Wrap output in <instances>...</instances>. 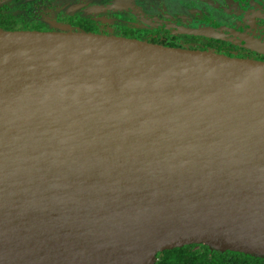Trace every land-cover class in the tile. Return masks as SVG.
Returning <instances> with one entry per match:
<instances>
[{"label":"water","instance_id":"obj_1","mask_svg":"<svg viewBox=\"0 0 264 264\" xmlns=\"http://www.w3.org/2000/svg\"><path fill=\"white\" fill-rule=\"evenodd\" d=\"M188 244L264 256V61L0 30V264H153Z\"/></svg>","mask_w":264,"mask_h":264},{"label":"trees","instance_id":"obj_2","mask_svg":"<svg viewBox=\"0 0 264 264\" xmlns=\"http://www.w3.org/2000/svg\"><path fill=\"white\" fill-rule=\"evenodd\" d=\"M32 23V24H31ZM32 26V27H29ZM73 30L100 35L134 39L165 47L211 52L227 57H239L222 50L214 40L186 45L180 39L167 34L149 31L137 32L126 24L108 19L102 25H95L84 17L58 15L54 6L46 0H0V30ZM191 39V37H190ZM153 264H264V256L244 252L210 250L204 244H188L157 253Z\"/></svg>","mask_w":264,"mask_h":264},{"label":"flooded vegetation","instance_id":"obj_3","mask_svg":"<svg viewBox=\"0 0 264 264\" xmlns=\"http://www.w3.org/2000/svg\"><path fill=\"white\" fill-rule=\"evenodd\" d=\"M46 1H49L54 6L58 15L77 16V18L84 17L85 20H90L95 25L99 26L102 25L103 22H108V19L112 20V18H108L107 14L104 13L106 11L104 6L108 3H114V1L116 3H121L120 0H103L98 3H90L88 0ZM122 2L128 1L123 0ZM183 2L186 4L185 1ZM191 3L195 5H200V3H202L203 6H211V8L216 9L218 12L224 11L225 13L221 12V15L228 17L229 22L225 24L226 20L219 21L205 14L198 15L196 12L195 16H193L192 20H190L191 23L185 26L179 22L171 20L170 17L172 14L165 12L162 8V4L156 5L155 8L157 10H154L153 12L142 13L141 10L139 11V9H137V7H135L132 3V8L122 9L120 11L121 13H119V17L116 18L122 20L121 22L123 24L125 23L128 28L136 30L137 32L149 31L154 34L160 32V34H167L168 37H172L174 39L179 38L180 41L186 45L195 44L193 41L194 39L199 40L198 43L200 44L204 43L202 40H214L219 45V48H222V50L227 52L237 54L241 58L264 61V54L247 47L245 41L238 35L245 34L264 42V0H210V2L195 0L194 3ZM235 4H238L237 8L248 12V14L245 15V18L240 21L241 23H238L240 27H237L238 24L235 26L232 25L235 13L230 11L232 13L231 15L230 12H227L230 8L234 9ZM145 17L147 19H145ZM198 27H211L215 31L222 34V37L217 38L195 35L185 31V29Z\"/></svg>","mask_w":264,"mask_h":264},{"label":"rangeland","instance_id":"obj_4","mask_svg":"<svg viewBox=\"0 0 264 264\" xmlns=\"http://www.w3.org/2000/svg\"><path fill=\"white\" fill-rule=\"evenodd\" d=\"M88 1L90 3H98V2H102L103 0H88ZM120 1H121V3H116L114 1V3L113 2L108 3L106 6H104L106 9V11L104 13L107 14L108 18H112V19L115 18L113 20H115L117 22L122 21V20L116 18V17H119V13H121L120 11L122 9L132 8L131 7L132 3H133V5H135V7H137V9H139V11L141 10L142 13L153 12L154 10H157L155 8L156 5L162 4V8L164 9V11L172 14L170 17L171 20L179 22L180 24L185 25V26H187L188 24L191 23L190 20H192V17L195 16L196 12L198 15H204L205 14V15L211 16L212 18L219 20V21L226 20L225 24H227L229 22L228 17H224L221 15V12H224V11L218 12L216 9L211 8V6H208V7L203 6L202 3H200V5L192 4L191 2L194 3L195 0H124V1H128V2H122L123 0H120ZM157 1H161V2H157ZM183 1H185L186 4ZM206 1L210 2V0H202V2H206ZM237 7H238V4H235L234 9L230 8L229 11L227 10V12L231 11V12L235 13L234 18L232 17L233 18V20H232L233 26H235L238 23H241L240 21L243 18H245V15L248 14V12L243 11ZM158 12H161V11H158ZM231 15H232V13H231ZM141 16L144 17L143 15H141ZM145 19H147V18L145 17ZM127 23H129V22H127ZM146 23H147V21H146ZM29 27H32V26H29ZM237 27H240V25L238 24ZM55 31H59V29H55Z\"/></svg>","mask_w":264,"mask_h":264}]
</instances>
